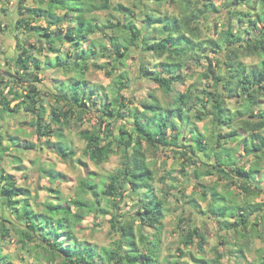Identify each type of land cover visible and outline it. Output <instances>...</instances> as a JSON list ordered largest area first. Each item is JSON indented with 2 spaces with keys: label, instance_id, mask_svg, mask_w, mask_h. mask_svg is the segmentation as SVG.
<instances>
[{
  "label": "trees",
  "instance_id": "trees-1",
  "mask_svg": "<svg viewBox=\"0 0 264 264\" xmlns=\"http://www.w3.org/2000/svg\"><path fill=\"white\" fill-rule=\"evenodd\" d=\"M36 2L29 5L27 0H16L14 28L18 35L14 36L19 52L15 55L8 50L0 51V61H8L13 70L2 72L0 64V116L6 119L7 112L20 110L32 115V126L39 138L45 136L47 144L68 160L75 155V150L66 141L65 128H70L73 121L81 122L96 109L104 116L98 125L78 131L84 141L83 154L100 163L121 151L122 159L100 189L92 176L81 179L80 189L91 193L92 200L81 196L65 198L60 190L46 187L53 199L37 201L31 197L30 189L18 185L14 175L0 167V197L17 215L15 220L24 221L19 229L22 244L38 236L49 254L62 257L65 264H180L176 259L167 262L161 259L165 203L154 190L147 145L168 148L177 154L183 174L186 165L193 164L198 178L215 174L217 180L241 182L245 192L241 203L225 197L214 186L208 187L212 198L206 209L202 210L192 196L186 197L184 203L194 214L197 211L213 214L220 229L233 232L237 239L233 252L245 258L249 237L261 236L256 226L264 220V201L249 199L252 194L257 195L264 180V171L260 170L264 167V109L255 110L264 98V0H225L231 10L222 28L215 23L216 38L201 35V27H207L209 18L221 10L214 0H138L136 8L113 4L111 0ZM165 2L173 4L175 9L162 11ZM241 4H257L256 17L250 10L231 7ZM109 10L118 15L112 11L103 19L96 15L98 11ZM8 11L6 4L0 5V31L9 27L4 18ZM246 17L248 24L243 26ZM234 20L239 26L233 25ZM259 22L263 23L261 27ZM98 32L105 35L103 40L94 36ZM223 50L224 59L217 56L212 59L208 55ZM138 51L154 56V68L149 61L141 60L139 70L165 92L173 93L170 101L162 103L149 92L135 105L122 93L130 84L129 75L123 71L112 76L105 70L107 76H112V96L111 89L87 78L91 68L105 69L107 63H99L101 58L111 57L115 68ZM252 55L262 58L257 64L242 61L243 57ZM197 64H204V77L211 82L210 87L188 85L184 91H175L174 85L185 83L187 70ZM53 70L62 71L67 78L55 79L53 90L46 93L54 98V105L45 119L39 74ZM225 97H239L241 108L228 107ZM12 101H16L13 107ZM191 104H199L200 108L195 107L198 111ZM205 116L211 118L213 129L209 132L201 131L194 121ZM6 137L11 142L13 137L6 136L1 124L0 163L10 146L16 147L4 144ZM52 137L56 140L52 141ZM229 141L236 144L225 147ZM22 146L27 150L36 148L32 142H24ZM240 151H243L242 157L253 156L257 160L245 168L237 159ZM37 170L51 183L61 181V173L53 168L40 165ZM202 187L201 196L206 198L205 185ZM125 191L137 197L136 209L129 217L126 213L114 212L110 218L118 241L100 249L79 240L75 225L81 223L84 215L109 213L105 206L98 207L100 198H111L112 206L117 208L115 202L125 197ZM5 220L15 225L16 221ZM8 235L9 230H4L2 236ZM180 235L185 248L197 240L198 248L204 249L207 231L202 227L191 225L182 229ZM241 239L243 245H239ZM178 250L186 255L182 248ZM219 257L218 253L213 264L219 263ZM196 260L199 264H210L205 259ZM0 264H11V261L8 256L0 255ZM250 264H264V255L260 256L259 263Z\"/></svg>",
  "mask_w": 264,
  "mask_h": 264
},
{
  "label": "rangeland",
  "instance_id": "rangeland-1",
  "mask_svg": "<svg viewBox=\"0 0 264 264\" xmlns=\"http://www.w3.org/2000/svg\"><path fill=\"white\" fill-rule=\"evenodd\" d=\"M113 4L122 3L129 7H137L138 0H111ZM146 1V0H144ZM204 1V0H203ZM227 1V0H226ZM216 5L221 8L220 12L215 16H211L208 20V26L201 27V35L204 38L211 37L216 38L217 29L215 28V23L220 29L227 23L226 19L229 16L230 7L225 5V0H214ZM6 4L9 10L7 16L4 18L9 23V27H4L3 31H0V51L8 50L9 53L17 55L19 52L16 47V40L14 35H18L17 30L14 28L15 20L17 19L16 14V0H0V5ZM27 4L36 5V0H27ZM254 5V6H252ZM234 9L241 11L250 10L253 17H256L259 7L257 4H241L239 6L232 5ZM255 7V8H254ZM138 9V8H137ZM162 11H173L175 6L169 2L163 3L161 6ZM109 11H98L96 15L99 19L106 18L109 16ZM112 13L117 16L116 11ZM236 19V17H235ZM247 17L243 22L247 25ZM113 20V19H112ZM43 24V21H39ZM233 25L239 26L240 23H235L232 21ZM203 25V24H202ZM262 22L258 23L261 27ZM234 27V26H233ZM96 38L104 39L103 33H96L94 35ZM31 42L34 39L30 40ZM17 50V52H16ZM225 51H220L219 53L209 52L208 55L212 59L225 58ZM14 55V56H15ZM262 57L260 55H252L248 57H243L242 61L247 64H257ZM141 60L149 61L152 63L150 67L154 68L155 58L153 55L146 54L144 52H132L130 57L126 59L124 64H117L115 68V62H111L112 58H101L99 63L105 61V69H93L88 71L87 78L94 83H99L105 88L111 89L113 87L112 76L120 73L121 71L126 72L129 75L130 84L129 87L122 91L126 99H130L135 105L139 100L146 98L149 92H153L162 103L171 100L173 93H167L163 89L157 86V84L145 78L140 70L139 65ZM1 71L6 72L7 70L13 71L8 61H0ZM201 63H205L202 61ZM204 64H197L187 70V77L185 83H176L174 85L175 91H184L188 85H196L200 88H209L210 83L207 78L204 77ZM105 70L112 74V76H107ZM42 79L39 83L42 95L45 98V119L49 117L50 108L54 105V98L47 95V92L53 90L55 84V79H66L67 76L60 74L57 71H43L39 74ZM52 88V89H51ZM8 88L5 89V93ZM114 90L109 91V95L112 96ZM16 103V101L11 102V107ZM225 103L228 107L233 109L241 108L242 101L239 97L229 99L225 97ZM194 105V111H198L199 104ZM198 107V108H195ZM258 108L264 109V98L261 100L260 104L256 106L255 110ZM255 111V112H256ZM205 113V109H204ZM6 119L0 116V125H4L6 136H12V140L6 137L4 144L10 143V145H16V147H11L7 150V153L3 156V160L0 163V167L5 170V172L14 175V178L18 185L27 187L30 189L31 197H36L37 201L43 200L45 198L53 197L46 191V187L56 188L60 190L61 194L65 198H74L81 196L86 199H93L91 193L84 192L80 189V181L84 176H92L93 181L102 188L105 182H107L108 174L114 172L121 163L122 152L118 151L111 154L106 160L102 162H95L88 156L83 154L84 141L79 136L78 131L83 128H92L98 125L100 117H104L102 113L95 109V111H90L80 122L78 120L73 121L70 128H65L64 134L66 141L75 150V155L68 160L63 159L58 155L53 148L47 144V138L45 136H39L36 134L35 128L32 126V115L27 114L25 111L18 112H7ZM195 123L201 129V131H211L213 129L211 118L205 116L201 120L194 119ZM225 131H229L228 127L223 128ZM116 133V132H115ZM264 133V130L262 131ZM52 141L56 140V137L51 138ZM32 142L36 145V148L27 150L24 149L22 143ZM225 144V143H224ZM236 144L234 141H229L224 146L233 147ZM147 149V159L150 161V165L154 172L153 186L158 197L164 199L165 210L162 217V244H161V259L162 261H173L178 260L180 264H199L196 259H205L210 264H213V260L217 258L218 253L220 255V261L218 264H250L259 263L260 256L264 255V220L259 222L256 226L258 228L259 236L249 237L248 245L245 249V258H239L234 249L236 246L234 242L237 240L236 235L233 232H225L226 230L220 229L219 225L216 223L213 214L207 212L202 213L197 211L191 212L192 208L188 204L184 203L187 199L186 197H194L201 209H206L208 201L212 198L211 192L208 189L209 186H214L217 190L227 198H232L237 202H242L244 197V190L241 188V182L239 180H229L222 179L217 180V175H204L197 177L194 172L195 165H186L185 174L181 172V164L178 155L168 148H152L145 145ZM241 156H237L240 159V163L248 168L252 162H255L257 158L253 156L242 157L243 151L239 152ZM204 161H209L207 157L200 155ZM261 162V161H260ZM39 163V164H38ZM42 165L44 167L53 168L61 173V181L51 183L47 177H45L38 169ZM260 170L264 171V167H260ZM201 183V184H200ZM202 184L205 185V190L207 191L206 198L201 196L202 194ZM259 192L257 195L252 194L249 198L252 202H263L264 201V180L259 185ZM125 197L116 201L118 207H113L111 198H100L98 207L105 206L109 213L101 214L96 212H87L84 215L81 223L75 225L76 235L79 240L85 243H91L98 246L100 249L102 247H111L118 241L117 232L111 228L110 218L113 216L114 212L126 213L127 216L131 215L136 209L135 201L136 196L131 197L129 191H125ZM208 198V200H207ZM16 214L11 211L3 202L0 197V255L8 256V260L11 264H65L62 257L57 255L49 254V251L39 243L38 236L32 240H26L25 245L20 241L21 233L20 226L24 221H16ZM10 219L15 222V225L5 219ZM191 218H193L191 220ZM255 218V215L251 217ZM191 225H196L202 227L207 231V239L204 244V249H199L196 241L193 245L185 248L180 242V233L182 229H187ZM9 230V235L3 237L2 233L4 230ZM151 230V229H150ZM36 235V234H35ZM239 245H243L241 242ZM22 246V247H21ZM182 248L186 255L183 256L179 252L178 248ZM216 248V252L215 251Z\"/></svg>",
  "mask_w": 264,
  "mask_h": 264
},
{
  "label": "crops",
  "instance_id": "crops-1",
  "mask_svg": "<svg viewBox=\"0 0 264 264\" xmlns=\"http://www.w3.org/2000/svg\"><path fill=\"white\" fill-rule=\"evenodd\" d=\"M55 72V70H53ZM52 72V71H51ZM60 74H64L62 71H57Z\"/></svg>",
  "mask_w": 264,
  "mask_h": 264
}]
</instances>
